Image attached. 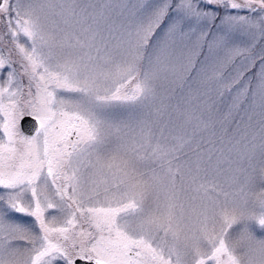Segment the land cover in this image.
<instances>
[{"label":"snow or ice","instance_id":"6c2138e0","mask_svg":"<svg viewBox=\"0 0 264 264\" xmlns=\"http://www.w3.org/2000/svg\"><path fill=\"white\" fill-rule=\"evenodd\" d=\"M261 172L264 0H0V264H241Z\"/></svg>","mask_w":264,"mask_h":264},{"label":"clouds","instance_id":"9594fccd","mask_svg":"<svg viewBox=\"0 0 264 264\" xmlns=\"http://www.w3.org/2000/svg\"><path fill=\"white\" fill-rule=\"evenodd\" d=\"M257 179H264V172L258 173ZM253 198L257 200L264 199V190L258 191ZM215 226L217 229L221 227L218 222ZM230 246L236 249L241 264H264V249L254 241H244L241 243L234 236L230 241Z\"/></svg>","mask_w":264,"mask_h":264},{"label":"water","instance_id":"95a60500","mask_svg":"<svg viewBox=\"0 0 264 264\" xmlns=\"http://www.w3.org/2000/svg\"><path fill=\"white\" fill-rule=\"evenodd\" d=\"M34 122L31 120V118H25L22 121V130L26 133V134H31L32 132V128H33ZM79 264V262H78Z\"/></svg>","mask_w":264,"mask_h":264},{"label":"rangeland","instance_id":"374dc122","mask_svg":"<svg viewBox=\"0 0 264 264\" xmlns=\"http://www.w3.org/2000/svg\"><path fill=\"white\" fill-rule=\"evenodd\" d=\"M17 218L19 219V217H17ZM257 234L258 235H264V232H261V231L257 230Z\"/></svg>","mask_w":264,"mask_h":264}]
</instances>
